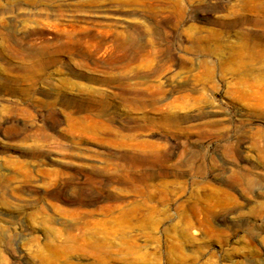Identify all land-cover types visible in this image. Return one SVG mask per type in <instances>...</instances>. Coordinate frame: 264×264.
I'll list each match as a JSON object with an SVG mask.
<instances>
[{
  "label": "rangeland",
  "instance_id": "1",
  "mask_svg": "<svg viewBox=\"0 0 264 264\" xmlns=\"http://www.w3.org/2000/svg\"><path fill=\"white\" fill-rule=\"evenodd\" d=\"M0 264H264V0H0Z\"/></svg>",
  "mask_w": 264,
  "mask_h": 264
},
{
  "label": "bare ground",
  "instance_id": "2",
  "mask_svg": "<svg viewBox=\"0 0 264 264\" xmlns=\"http://www.w3.org/2000/svg\"><path fill=\"white\" fill-rule=\"evenodd\" d=\"M32 23V22H31ZM66 27V26H65ZM77 27H79V26H77ZM72 29V28H71ZM68 32H69V30H67ZM71 31V30H70ZM72 32V31H71ZM106 33V32H105ZM107 34H108V32H107ZM66 36V35H65ZM61 37V36H60ZM67 37H69V36H67ZM89 37V36H88ZM92 37V36H91ZM65 38V37H64ZM77 38V37H76ZM115 45V44H114ZM78 47H80V46H78ZM90 47H91V45H90ZM111 47V46H110ZM16 48V47H15ZM69 48V47H68ZM75 48V47H74ZM93 49V48H92ZM17 50V49H16ZM73 50V49H72ZM72 50H70V51H72ZM14 52H15V50H14ZM64 52V51H63ZM70 53V52H69ZM72 53V52H71ZM86 53V52H85ZM90 53V52H89ZM77 54V53H76ZM69 55V54H68ZM84 55V54H83ZM85 57V56H84Z\"/></svg>",
  "mask_w": 264,
  "mask_h": 264
}]
</instances>
